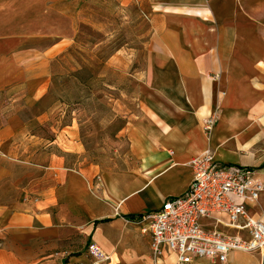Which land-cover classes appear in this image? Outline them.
Masks as SVG:
<instances>
[{
	"label": "crops",
	"instance_id": "obj_1",
	"mask_svg": "<svg viewBox=\"0 0 264 264\" xmlns=\"http://www.w3.org/2000/svg\"><path fill=\"white\" fill-rule=\"evenodd\" d=\"M38 1L19 0L0 17V264H153L141 215L183 193L190 160L207 149L220 162L256 167L264 181V0H126L157 26L139 84L146 109L130 131L138 165L99 181L92 170L64 167L47 183L54 162L40 175L19 172L31 160L20 136L31 132L17 100L31 111L46 96L52 66L68 48L53 29L11 22ZM65 159L51 157L57 167ZM248 207L264 221V190ZM230 254L225 264H264V250ZM166 263L177 264L174 254Z\"/></svg>",
	"mask_w": 264,
	"mask_h": 264
},
{
	"label": "rangeland",
	"instance_id": "obj_2",
	"mask_svg": "<svg viewBox=\"0 0 264 264\" xmlns=\"http://www.w3.org/2000/svg\"><path fill=\"white\" fill-rule=\"evenodd\" d=\"M18 2L0 1V17L14 11ZM50 3L40 0L24 18L11 21L23 29H53L57 40L68 43L52 66L46 96L31 111L24 100H17L31 132L20 136L22 151L32 160L20 162L19 172L40 175L54 162L45 179L52 183L53 171L59 174L64 167L92 170L98 181L105 171L135 168L130 131L146 109L139 84L146 78L149 39L157 26L134 1L55 0L54 9ZM52 155L65 156L64 165L57 167Z\"/></svg>",
	"mask_w": 264,
	"mask_h": 264
},
{
	"label": "built area",
	"instance_id": "obj_3",
	"mask_svg": "<svg viewBox=\"0 0 264 264\" xmlns=\"http://www.w3.org/2000/svg\"><path fill=\"white\" fill-rule=\"evenodd\" d=\"M215 119L213 113L204 120L206 131ZM189 163L193 179L187 189L141 215V221L149 223L142 231L151 236L153 264H167L169 253L174 254L177 264H191L200 257L225 264L234 250H264V221L256 218L248 207L264 190L258 169L220 162L211 149ZM205 219L211 227L204 224ZM221 225L236 232L223 231Z\"/></svg>",
	"mask_w": 264,
	"mask_h": 264
}]
</instances>
